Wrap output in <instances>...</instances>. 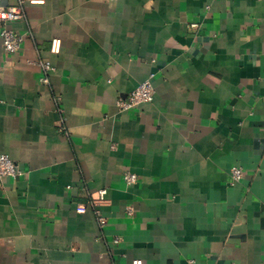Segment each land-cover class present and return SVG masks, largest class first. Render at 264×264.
<instances>
[{"label": "crops", "instance_id": "crops-1", "mask_svg": "<svg viewBox=\"0 0 264 264\" xmlns=\"http://www.w3.org/2000/svg\"><path fill=\"white\" fill-rule=\"evenodd\" d=\"M8 26L0 264H262L264 0H46ZM101 189L103 226L75 209Z\"/></svg>", "mask_w": 264, "mask_h": 264}, {"label": "built area", "instance_id": "built-area-1", "mask_svg": "<svg viewBox=\"0 0 264 264\" xmlns=\"http://www.w3.org/2000/svg\"><path fill=\"white\" fill-rule=\"evenodd\" d=\"M46 0H0V38L2 41L5 52H16L24 39L22 34L17 33L11 29L8 24L11 21L19 20L24 17L25 4L41 5ZM50 52L58 53L60 50V40L53 38L50 44ZM37 65L42 68L46 74L52 69L48 60H38ZM42 80L46 81L47 77H42ZM154 96V88L151 81L145 80L141 82L136 88H134L125 98L117 99V106L120 110H129L139 104L150 102ZM63 128L60 127L61 131ZM21 174V169L18 164L13 161L8 155L0 153V178L4 176L17 177ZM243 170L239 166H233L230 170V179L232 182H237L242 178ZM124 181L128 185H132L137 181V174L125 170L122 174ZM106 194L105 189L98 191L96 199L91 200L89 203L77 202L75 209L78 212H85L89 207H92L96 215V219L100 226H103L106 222V218L96 208L98 201H103ZM127 213H132V207H127ZM119 238H115L114 241L118 242ZM132 264H142L140 259H134ZM264 264V260L262 261Z\"/></svg>", "mask_w": 264, "mask_h": 264}]
</instances>
